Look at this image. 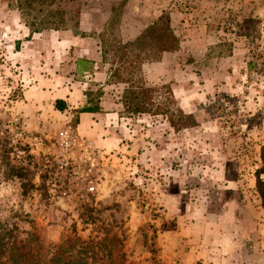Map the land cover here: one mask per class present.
<instances>
[{
	"label": "rangeland",
	"instance_id": "rangeland-1",
	"mask_svg": "<svg viewBox=\"0 0 264 264\" xmlns=\"http://www.w3.org/2000/svg\"><path fill=\"white\" fill-rule=\"evenodd\" d=\"M53 9L69 13L68 29L32 34L41 14L0 0V228L50 248L75 237L96 245L109 230L125 264H264V0H59ZM163 14L180 48L132 78L156 89L176 127L171 114L126 113L128 85L113 75L131 76L123 46ZM80 34L95 37L84 45L99 52L92 76L76 70L91 61L69 43ZM86 83L84 104L63 96ZM37 99L44 108L31 107ZM96 106L99 117L74 115ZM69 129L79 143L65 153L58 137Z\"/></svg>",
	"mask_w": 264,
	"mask_h": 264
},
{
	"label": "trees",
	"instance_id": "trees-1",
	"mask_svg": "<svg viewBox=\"0 0 264 264\" xmlns=\"http://www.w3.org/2000/svg\"><path fill=\"white\" fill-rule=\"evenodd\" d=\"M16 1L22 13L30 16L35 12L43 16L36 15L34 22L28 23L32 34L48 29L67 30L72 20L66 11L53 9L59 0ZM179 48L180 40L172 28L168 14H163L135 41L123 46L122 61H125L126 71L131 72V76L129 78L124 76L120 70H116L113 75L120 78L121 83L128 85L122 97L126 113L152 116L171 114V124L174 127L177 126L173 119L174 114L169 109L164 110L162 105L156 101V89L148 86L141 76L134 79L132 75L136 72L140 73L144 64L159 62L165 53L176 52ZM93 65L92 61L79 60L78 72H89L93 69ZM56 109L64 111L65 102L57 101ZM99 111V106H96L84 108L82 113ZM181 123L179 128L188 126L187 117H184ZM263 173L264 166L256 172V188L264 206V180L261 178ZM110 232L108 230L106 236L96 245L83 242L75 237L68 239L60 246L50 248L45 247L37 235L31 234L28 238L21 239L14 228L2 227L0 228V264H125V255L120 247L122 241L116 234H110ZM117 255L120 257L118 261Z\"/></svg>",
	"mask_w": 264,
	"mask_h": 264
},
{
	"label": "crops",
	"instance_id": "crops-1",
	"mask_svg": "<svg viewBox=\"0 0 264 264\" xmlns=\"http://www.w3.org/2000/svg\"><path fill=\"white\" fill-rule=\"evenodd\" d=\"M84 26L86 27L87 24L84 25V23H82V25L80 26L79 30L83 31V27ZM84 30L92 31L91 28H89V27H88V29L84 28ZM94 38H95L94 35H86V36L83 37V35L80 34V35H77V37H74V39H70L69 43H70L71 47H75V52L77 53L78 57H84L85 55H87V56L90 57L91 61L98 62L99 61V52L97 53V52H95V50H92V49H89V48L86 49V47H84L86 41L95 40ZM75 65H76V70H78L77 62L75 63ZM94 66H95L94 68L98 69L96 67L97 63H95ZM93 72L94 71L92 69L90 72H85V73H87V74L90 73L89 75L92 76ZM96 74H97V72H96ZM84 85L75 86L73 88L72 92L70 90L69 91L65 90V93H64L63 96L65 97V99L72 101V103L76 104L77 106H80V105L84 104L87 101V97L85 95V91L88 90L89 87H92V85L89 84V83L88 84L86 83ZM105 86H106L105 83H102V84L99 85V87H102V88H104ZM68 96H69V98H68ZM103 99L104 98L101 97V100H103ZM33 106L34 107L36 106L35 109H37V110L44 108V104H43L42 100H40V99L35 100L31 107H33ZM74 109H77V108L74 107ZM76 114L79 115L80 120H91V119H94L96 117H99L102 113L100 111V112H96V113H75L74 115H76ZM74 115H72V116H74ZM93 132H95V130ZM106 143H109V142L103 141V142H101V145H106Z\"/></svg>",
	"mask_w": 264,
	"mask_h": 264
},
{
	"label": "built area",
	"instance_id": "built-area-1",
	"mask_svg": "<svg viewBox=\"0 0 264 264\" xmlns=\"http://www.w3.org/2000/svg\"><path fill=\"white\" fill-rule=\"evenodd\" d=\"M58 141H59L58 142L59 147L65 153L72 152L76 144L79 143V141L74 138L73 133L70 129L62 131L59 134ZM90 147H87V149H90ZM96 190H97V183L91 181L89 183L88 191L90 193H94Z\"/></svg>",
	"mask_w": 264,
	"mask_h": 264
}]
</instances>
